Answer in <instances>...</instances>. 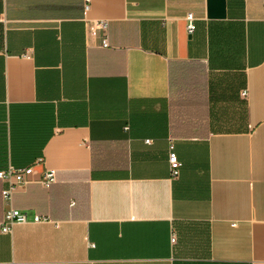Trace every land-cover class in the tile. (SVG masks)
<instances>
[{"label": "crops", "instance_id": "0c3cea01", "mask_svg": "<svg viewBox=\"0 0 264 264\" xmlns=\"http://www.w3.org/2000/svg\"><path fill=\"white\" fill-rule=\"evenodd\" d=\"M86 4L0 0V264H264V0Z\"/></svg>", "mask_w": 264, "mask_h": 264}, {"label": "built area", "instance_id": "2783aa9c", "mask_svg": "<svg viewBox=\"0 0 264 264\" xmlns=\"http://www.w3.org/2000/svg\"><path fill=\"white\" fill-rule=\"evenodd\" d=\"M86 1V8L89 9V0ZM187 18L189 19L188 32L192 33L196 28L195 18L192 14H189ZM89 31L91 34L101 37V44L103 47H108L110 45L108 20L94 21L89 27ZM242 95L247 97V91L242 92ZM170 145L169 160L171 172L173 176H177L183 163L178 159L177 153L175 151V145L172 143ZM43 162V158H39L35 160L30 166L15 167L10 165L7 169L0 171V180L2 179L7 183V185L2 189L1 196H3L4 203L9 205V207L4 211L5 219L2 226L4 232H10L12 229V224L18 222H29L28 213L20 211L19 209L17 210L12 206V200L14 197L13 195L19 188L32 184L33 182L41 183L46 188H49L57 181L56 170L52 168L46 169ZM48 220V217L36 214L34 216L33 222H42ZM171 239L173 242H176L174 235L171 237ZM6 264H15V262H7Z\"/></svg>", "mask_w": 264, "mask_h": 264}, {"label": "trees", "instance_id": "16d2710c", "mask_svg": "<svg viewBox=\"0 0 264 264\" xmlns=\"http://www.w3.org/2000/svg\"><path fill=\"white\" fill-rule=\"evenodd\" d=\"M180 105V103H179ZM178 104L174 107L173 113L176 114L177 119L188 117L189 115L186 113V108L185 106H179ZM187 114V115H186ZM181 120V119H180ZM196 135H199L200 133L195 132Z\"/></svg>", "mask_w": 264, "mask_h": 264}]
</instances>
